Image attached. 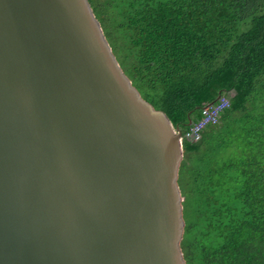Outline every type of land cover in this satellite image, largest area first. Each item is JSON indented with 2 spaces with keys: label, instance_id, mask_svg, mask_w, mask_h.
Listing matches in <instances>:
<instances>
[{
  "label": "water",
  "instance_id": "1",
  "mask_svg": "<svg viewBox=\"0 0 264 264\" xmlns=\"http://www.w3.org/2000/svg\"><path fill=\"white\" fill-rule=\"evenodd\" d=\"M181 133L89 0H0V264H186Z\"/></svg>",
  "mask_w": 264,
  "mask_h": 264
},
{
  "label": "trees",
  "instance_id": "2",
  "mask_svg": "<svg viewBox=\"0 0 264 264\" xmlns=\"http://www.w3.org/2000/svg\"><path fill=\"white\" fill-rule=\"evenodd\" d=\"M89 1L121 67L179 130L230 101L183 141L186 264H264V0Z\"/></svg>",
  "mask_w": 264,
  "mask_h": 264
},
{
  "label": "built area",
  "instance_id": "3",
  "mask_svg": "<svg viewBox=\"0 0 264 264\" xmlns=\"http://www.w3.org/2000/svg\"><path fill=\"white\" fill-rule=\"evenodd\" d=\"M230 107V101L226 97H222L221 100L212 105H206L201 110L202 117L193 122L189 128L181 133V141L189 140L191 142H199L202 138L204 131L217 124L220 121L222 114Z\"/></svg>",
  "mask_w": 264,
  "mask_h": 264
},
{
  "label": "rangeland",
  "instance_id": "4",
  "mask_svg": "<svg viewBox=\"0 0 264 264\" xmlns=\"http://www.w3.org/2000/svg\"><path fill=\"white\" fill-rule=\"evenodd\" d=\"M242 131H243V128L240 125H238L237 126V132L240 134ZM238 140H239L240 146L244 147L246 145V141H245V139H243V137L239 136ZM235 151H236V146H234L233 148L230 149V152L234 153ZM184 159H185V152L183 151V159H182V161ZM182 161H181V163H182Z\"/></svg>",
  "mask_w": 264,
  "mask_h": 264
},
{
  "label": "clouds",
  "instance_id": "5",
  "mask_svg": "<svg viewBox=\"0 0 264 264\" xmlns=\"http://www.w3.org/2000/svg\"><path fill=\"white\" fill-rule=\"evenodd\" d=\"M189 126H190V125H189ZM188 128H189V127H188ZM205 131H206V130H205ZM205 131H204V132H205ZM181 132H182V131H181ZM202 136H203V135H202ZM180 139H181V138H180ZM201 139H202V138H201ZM183 141H184V140H183ZM188 141H189V140H188ZM181 142H182V141H181ZM193 143H194V142H193ZM195 143H196V142H195ZM182 144H183V142H182Z\"/></svg>",
  "mask_w": 264,
  "mask_h": 264
}]
</instances>
